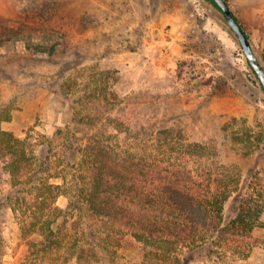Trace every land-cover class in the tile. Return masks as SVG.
Listing matches in <instances>:
<instances>
[{
	"label": "rangeland",
	"instance_id": "rangeland-1",
	"mask_svg": "<svg viewBox=\"0 0 264 264\" xmlns=\"http://www.w3.org/2000/svg\"><path fill=\"white\" fill-rule=\"evenodd\" d=\"M227 1L264 67V0ZM0 16L17 29L24 22L34 43L58 45L54 54L31 51L23 40L0 45V123L29 136L43 180L63 183L66 176L71 184V167L95 139L126 141L135 152L141 142L145 153L159 152L162 128L171 131L169 159L241 178L239 197L225 204V226L206 243L170 257L155 253L144 263L140 244L107 248L101 234H86L71 251V219L48 245L62 253L43 258V245L22 239V226L38 223L28 194L34 182L12 188L0 174V264H264V145L255 151L240 143L242 131L264 130V89L216 5L0 0ZM195 144L204 148L196 162ZM10 190L24 194L13 203ZM57 205L65 209L69 199L62 195ZM241 212L245 221L231 224ZM77 250L82 255L74 260Z\"/></svg>",
	"mask_w": 264,
	"mask_h": 264
},
{
	"label": "trees",
	"instance_id": "trees-1",
	"mask_svg": "<svg viewBox=\"0 0 264 264\" xmlns=\"http://www.w3.org/2000/svg\"><path fill=\"white\" fill-rule=\"evenodd\" d=\"M207 1L222 12L214 0ZM225 2L230 7L228 1ZM233 15L246 32L234 12ZM25 30L24 22L17 29L0 16V45L23 40L31 51L57 52L58 45L36 44ZM169 132L166 128L158 132L156 147L161 152L153 147L154 151L145 153L141 142L136 144L138 152H135L131 150L133 146L119 139L114 142L95 139L85 143L83 163L71 167L76 174L72 173L70 184L66 176L62 177L63 183L43 180L33 150L35 144L29 136L19 138L3 129L0 123V174L8 176L12 188L34 182L28 194L37 209L32 212L33 220L38 223L33 229L22 226V239L27 240L30 247L43 245L42 257L45 259L59 255L61 248L47 249L56 239L60 240L62 224L71 219V251L74 247L81 248L86 234L95 239L101 238L99 234L103 235L101 240L107 242L103 245L107 248L137 242L143 248L144 263L155 253L161 258L170 257L173 251L202 246L209 234L217 233L225 226V204L232 197L233 200L239 197L241 178L220 173L214 175L208 168L201 173L195 165L191 166V162L169 159L172 156L169 150L173 146L167 138ZM241 135L240 143L244 147L249 144L255 151L263 148L264 130L253 132L248 129ZM193 146L192 157L196 162L203 156L204 148L200 144ZM198 149L201 153L197 155ZM21 193L24 194L22 190L15 194L10 190L7 198L17 202ZM62 195L69 199L65 209L57 205ZM244 214L239 213L231 224L245 221ZM72 253H75L74 260H79L82 250Z\"/></svg>",
	"mask_w": 264,
	"mask_h": 264
},
{
	"label": "water",
	"instance_id": "water-1",
	"mask_svg": "<svg viewBox=\"0 0 264 264\" xmlns=\"http://www.w3.org/2000/svg\"><path fill=\"white\" fill-rule=\"evenodd\" d=\"M214 2L222 10L230 28L233 30L239 40L250 66L256 72L257 77L259 78L261 85L264 89V67L261 64L257 54L255 53V50L251 44L247 33L243 30V28L235 19L231 8L226 4L225 0H214Z\"/></svg>",
	"mask_w": 264,
	"mask_h": 264
}]
</instances>
